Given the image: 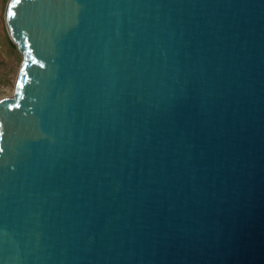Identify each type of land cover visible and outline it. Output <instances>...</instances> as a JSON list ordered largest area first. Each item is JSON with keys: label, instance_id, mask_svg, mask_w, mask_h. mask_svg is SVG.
<instances>
[{"label": "water", "instance_id": "water-1", "mask_svg": "<svg viewBox=\"0 0 264 264\" xmlns=\"http://www.w3.org/2000/svg\"><path fill=\"white\" fill-rule=\"evenodd\" d=\"M7 21L0 264H264V0H11Z\"/></svg>", "mask_w": 264, "mask_h": 264}, {"label": "rangeland", "instance_id": "rangeland-1", "mask_svg": "<svg viewBox=\"0 0 264 264\" xmlns=\"http://www.w3.org/2000/svg\"><path fill=\"white\" fill-rule=\"evenodd\" d=\"M11 0H0V100L14 97L24 55L13 40L7 21Z\"/></svg>", "mask_w": 264, "mask_h": 264}, {"label": "snow or ice", "instance_id": "snow-or-ice-1", "mask_svg": "<svg viewBox=\"0 0 264 264\" xmlns=\"http://www.w3.org/2000/svg\"><path fill=\"white\" fill-rule=\"evenodd\" d=\"M17 2H19V0H17ZM20 87L22 88L23 87V84H21Z\"/></svg>", "mask_w": 264, "mask_h": 264}]
</instances>
